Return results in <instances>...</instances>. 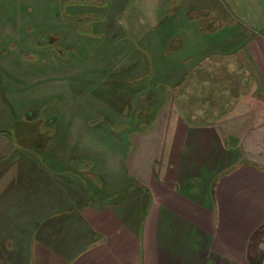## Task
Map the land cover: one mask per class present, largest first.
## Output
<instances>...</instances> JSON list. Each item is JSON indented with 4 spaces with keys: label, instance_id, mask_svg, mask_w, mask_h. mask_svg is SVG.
Segmentation results:
<instances>
[{
    "label": "crops",
    "instance_id": "obj_1",
    "mask_svg": "<svg viewBox=\"0 0 264 264\" xmlns=\"http://www.w3.org/2000/svg\"><path fill=\"white\" fill-rule=\"evenodd\" d=\"M55 1L57 41L44 76L42 49L16 68L35 65L34 79L49 81L56 101L28 121L45 117L47 146L62 130L61 146L75 154L19 156L0 171V264H264V16L213 30L216 16L198 27V4L182 0L185 15L166 9L173 0L165 15L140 5L145 15H127L133 32L106 29L114 40L127 34L125 45L82 67L70 55L79 40L71 30L106 15ZM9 25L18 40L25 24ZM94 70L98 78L75 90L76 76ZM76 131L85 133L81 144L71 141ZM86 136L109 142L108 155L89 150Z\"/></svg>",
    "mask_w": 264,
    "mask_h": 264
},
{
    "label": "rangeland",
    "instance_id": "obj_2",
    "mask_svg": "<svg viewBox=\"0 0 264 264\" xmlns=\"http://www.w3.org/2000/svg\"><path fill=\"white\" fill-rule=\"evenodd\" d=\"M26 1L29 2L27 3ZM156 1L158 2L155 3V0H115V4L112 0H108L105 2V5L99 6L100 0H75L74 3L77 2V5H79V3L87 5L79 8L80 10L90 13L91 15H106V19L108 20L106 21L105 19L102 23H93L94 25L92 26L91 23L96 17L92 16L90 18H82L80 21L87 20L88 26L84 25V29H75L74 27L73 30L72 28L71 31L76 33V38L79 40L77 41L78 44L75 45L74 49L71 50L69 47L72 52L70 55H72V58L75 60L82 61V67L88 62L98 63L101 60L102 55L109 53L111 49H119L121 46L125 45L127 42L126 39L129 40L128 35L123 34L124 32L120 34L121 36L118 35V38L114 40V35H111L108 31H106V29H109L112 24L115 29L126 28L127 31L130 30V32H133L130 28L131 20H129L130 18L127 17V15H131L132 13H134V15H132L133 17L145 15V10L142 11L140 5H142V8H145L143 5L151 4L154 6L156 4V9H151V11H149L150 14L165 15L162 5H168L169 0ZM193 1L194 0H186L188 4L192 5V8H195V5L198 4V15H196L198 27L206 28V25H208L207 22L209 21L208 18H210V16H216V19H214L211 24L213 30L229 26L244 28L245 24L254 22L257 18L264 16V0ZM180 2L182 3V0H173L171 6L166 7V9L169 10V8H172L171 12L174 13L173 15H185L183 5L180 6ZM55 3V0H0V40L5 33L3 26L9 25V22L12 23V25L9 26L14 29H18L19 27L21 28L24 24L26 26L21 32V36L18 40L17 34H19V32L10 30L9 32L12 36H7L6 32L5 41L0 43V63L3 62L2 66H0V130L7 131V133H0V171L4 170L7 166H13L7 163L19 156L35 155L44 156L45 159H49L48 155L75 154V150L72 147V149H68L61 146L64 145L62 143L64 142V138H62V136H64V132L62 130L57 134L58 137H55V142L53 143L54 145L49 147L47 146L46 142L49 141L46 139H51L49 135L50 132H47V130H49V127H53V125L48 124V121H44L43 118L45 117H39L35 121H28L29 116H34V108H39L42 116H45L51 112V109H53L52 107L55 105L56 101H54L51 97L50 93L52 90L50 91L49 89V81L41 80L40 82V80L34 79L36 76L35 65L33 66L34 68H31L32 66L27 67L26 69L21 67L16 68V61L20 63L22 60L23 62L31 63V61L27 60L37 59L38 57L36 55L41 56L40 50L42 49V55L45 62H43L42 58L38 59V61L42 62V66L40 67L41 69L38 68L37 70L40 69V72H42L43 70L46 71V69H48L47 67L50 63L49 52L52 49L50 43L52 41V43L57 41L55 39L52 40L51 34H49L52 32V23H55V19L52 20V17L54 16L55 18V15L57 14L56 9L54 8L53 10ZM38 8H42L44 12L38 13ZM46 8L50 9L49 15ZM201 8H204L205 13H211V15L201 13L199 10ZM10 9H15L20 13L11 15L9 13L6 14L8 10L10 11ZM190 13L191 11L188 9L186 15H188L190 19L194 20V16ZM108 15H123V17L118 19V22L116 21L117 23L113 24L112 22L114 18ZM17 17L24 18V20L18 19L20 25L17 22ZM78 18H75L74 21L71 19L73 22H76L74 25L78 23ZM60 20L64 24L62 17H60ZM58 26L60 27L59 20ZM77 27L78 26L76 25V28ZM89 27L90 30L86 29ZM262 30H264V28H262ZM80 32H84L86 34L79 36ZM71 39L72 36L70 35V38L65 39L63 42L70 43ZM115 43L117 44L111 48V44ZM23 50L33 51L23 53ZM58 53L62 54L59 51ZM146 53L147 51L145 48L140 47V57L145 56ZM7 55L10 56L6 59ZM14 55H19V61L18 57H16V60H11ZM64 57L66 56L64 55ZM22 65L25 66L24 63H22ZM31 69H33L34 72H32ZM92 72L93 73L86 79V75L76 76L75 79L80 80L77 83L75 82L74 89L82 92L88 87L86 83L92 82L91 78L93 76L97 79L99 76V70H94ZM32 76L34 80H32ZM43 76L42 72L41 78ZM63 119L65 120L66 118ZM92 122L98 124L100 120L97 118ZM112 126L113 127H109L114 129V125ZM110 131H112V129H110ZM123 134L126 135L127 132ZM84 135L85 133L79 131L73 132L71 141L74 144H81L82 137ZM105 135L106 140L114 141L115 138L114 135L112 136V133H105ZM109 136H111V138ZM85 140H87L86 143L91 145L90 149H87L94 151L95 153L100 152L99 154L101 155H108L106 149L104 148L107 147L109 142L103 144L102 142H105L104 139L102 141V139L98 138L97 140L99 142H97L96 140L89 138V136H86ZM58 146H61L64 151H62L60 149L61 147Z\"/></svg>",
    "mask_w": 264,
    "mask_h": 264
},
{
    "label": "flooded vegetation",
    "instance_id": "obj_3",
    "mask_svg": "<svg viewBox=\"0 0 264 264\" xmlns=\"http://www.w3.org/2000/svg\"><path fill=\"white\" fill-rule=\"evenodd\" d=\"M32 118V117H31Z\"/></svg>",
    "mask_w": 264,
    "mask_h": 264
}]
</instances>
